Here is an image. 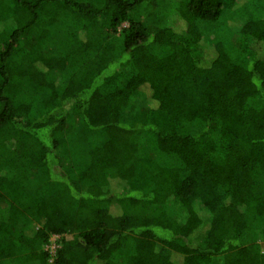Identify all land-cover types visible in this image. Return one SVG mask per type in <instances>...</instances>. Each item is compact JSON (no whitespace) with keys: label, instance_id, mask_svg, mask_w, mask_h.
Listing matches in <instances>:
<instances>
[{"label":"trees","instance_id":"obj_1","mask_svg":"<svg viewBox=\"0 0 264 264\" xmlns=\"http://www.w3.org/2000/svg\"><path fill=\"white\" fill-rule=\"evenodd\" d=\"M0 264H264V0H0Z\"/></svg>","mask_w":264,"mask_h":264},{"label":"rangeland","instance_id":"obj_2","mask_svg":"<svg viewBox=\"0 0 264 264\" xmlns=\"http://www.w3.org/2000/svg\"><path fill=\"white\" fill-rule=\"evenodd\" d=\"M207 53L209 54V56L208 57H211V53H209L208 51H207ZM65 238H67V239H72V236L71 235H67V236H65ZM60 239H61V237H59V236H52V238L50 239V242H49V244L46 246V250H54L53 248L55 247L56 248V244H57V242H59L60 241ZM54 253V252H53Z\"/></svg>","mask_w":264,"mask_h":264},{"label":"built area","instance_id":"obj_3","mask_svg":"<svg viewBox=\"0 0 264 264\" xmlns=\"http://www.w3.org/2000/svg\"><path fill=\"white\" fill-rule=\"evenodd\" d=\"M55 246H56V245H55ZM53 249H54V250H52V252H55L56 248L54 247Z\"/></svg>","mask_w":264,"mask_h":264}]
</instances>
